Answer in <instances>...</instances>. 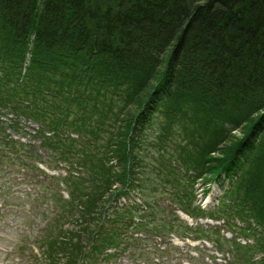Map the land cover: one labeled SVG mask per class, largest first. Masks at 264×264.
Listing matches in <instances>:
<instances>
[{
  "label": "trees",
  "instance_id": "trees-1",
  "mask_svg": "<svg viewBox=\"0 0 264 264\" xmlns=\"http://www.w3.org/2000/svg\"><path fill=\"white\" fill-rule=\"evenodd\" d=\"M1 92L8 94L5 105L14 109L31 101L56 105L39 125L58 137L75 112L68 107L64 112L60 103L66 98L85 110L89 125L102 115L110 117L105 115L112 108L107 96L136 98L139 107L112 148L122 187L107 202L134 187L135 180L143 186L138 170L151 120L160 111L170 114L165 122L177 121L172 114L182 105L197 109L192 129L206 137L197 164L211 178H201L216 181L224 174L233 179L252 155L261 153L258 174L264 182V0H0ZM238 129L244 137L223 149L220 159L212 157L224 135ZM2 140L1 154L10 149L20 155L29 145L7 136ZM69 155L74 156L69 147L62 149L68 161ZM4 156L0 163L10 158ZM91 193L75 196L80 205L63 201L65 217L80 216L81 224L77 234L60 229L50 236L45 254L53 264H92L106 247L116 246L118 230L99 234L108 221L106 209L96 207L103 193ZM246 200L241 197L232 211L246 207Z\"/></svg>",
  "mask_w": 264,
  "mask_h": 264
},
{
  "label": "rangeland",
  "instance_id": "rangeland-1",
  "mask_svg": "<svg viewBox=\"0 0 264 264\" xmlns=\"http://www.w3.org/2000/svg\"><path fill=\"white\" fill-rule=\"evenodd\" d=\"M7 96L6 92H1L0 160L4 155L10 158L0 163V264H53L54 258L45 254L50 236L57 235L60 229L77 234L81 224L80 216L65 217L63 201L80 205L75 196L81 197L88 191L92 195L103 193L96 206L101 212L110 193L122 187L117 180L121 165L112 148L126 119L134 115L139 106L135 97L121 100L107 96L105 101L112 108L105 111V115L110 117L99 111L102 116L89 125L85 110L74 107L66 98L60 103L64 112L67 107L75 111L69 117V134L76 131L80 138L73 134L62 139L54 134L48 137L38 124L49 119L56 105L44 107L33 101L29 105L25 102L27 99L15 95L28 105L19 110V106L14 109L5 105ZM93 96V101L101 105L100 98ZM167 108L163 105V109ZM196 112L194 106L182 105L172 114L177 121L165 122L170 114L160 111L153 116L142 141L138 176L143 186L135 180L134 193L124 203L128 209L137 203L133 196H138L144 204L128 209L131 213L114 206L105 210L107 223L116 220L115 226H121L119 240L113 239L119 248L115 252L108 246L92 264H264V182H260L258 174L262 155H252L233 179H226L223 174L214 182L206 184L202 178L203 182L198 181L195 188L192 183L186 186L191 173L196 177H210L197 164L199 149L206 137L203 134L201 139L200 134L193 132L191 121ZM4 136L31 146L24 147L20 155L12 154L10 149L1 154ZM224 136L221 148L212 155L217 160L223 149L236 145L244 137L241 129ZM74 137L76 139H72ZM185 145L188 149L183 147ZM68 147L74 155H69L70 161L61 156L62 149ZM189 153L193 159L185 158ZM246 186L248 190L242 189ZM207 187L208 194L203 196ZM216 189L218 194L214 201L206 205V196ZM250 194L252 197L248 198ZM241 197L249 200H246L247 206L233 212L232 207L237 206ZM87 201L90 203L91 199ZM186 214H191L193 223L184 219ZM124 215L126 219L120 218ZM74 219L80 223L73 222ZM107 223L102 232L110 229ZM244 242L248 245H243ZM107 252L115 257L110 259Z\"/></svg>",
  "mask_w": 264,
  "mask_h": 264
},
{
  "label": "bare ground",
  "instance_id": "bare-ground-1",
  "mask_svg": "<svg viewBox=\"0 0 264 264\" xmlns=\"http://www.w3.org/2000/svg\"><path fill=\"white\" fill-rule=\"evenodd\" d=\"M217 189L214 191V193L212 195H210L207 199H206V203L207 204H212V202L214 201L213 199H215V197L217 196Z\"/></svg>",
  "mask_w": 264,
  "mask_h": 264
}]
</instances>
